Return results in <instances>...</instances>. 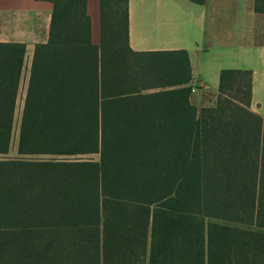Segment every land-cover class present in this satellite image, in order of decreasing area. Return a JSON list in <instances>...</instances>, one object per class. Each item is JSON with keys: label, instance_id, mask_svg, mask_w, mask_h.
<instances>
[{"label": "trees", "instance_id": "trees-1", "mask_svg": "<svg viewBox=\"0 0 264 264\" xmlns=\"http://www.w3.org/2000/svg\"><path fill=\"white\" fill-rule=\"evenodd\" d=\"M49 1L16 156L26 45L0 42V264H264L252 72L199 108L186 50L131 48L129 0H101L99 44L87 0Z\"/></svg>", "mask_w": 264, "mask_h": 264}, {"label": "crops", "instance_id": "crops-1", "mask_svg": "<svg viewBox=\"0 0 264 264\" xmlns=\"http://www.w3.org/2000/svg\"><path fill=\"white\" fill-rule=\"evenodd\" d=\"M255 4L256 0H129L130 46L135 51L186 50L196 87L191 100L199 108L214 101L223 69L250 70L251 109L264 119V12ZM87 12L92 41L99 44L101 0H87ZM52 14L49 0H0V42L26 45L19 83V96L24 98L36 45L49 40Z\"/></svg>", "mask_w": 264, "mask_h": 264}, {"label": "rangeland", "instance_id": "rangeland-1", "mask_svg": "<svg viewBox=\"0 0 264 264\" xmlns=\"http://www.w3.org/2000/svg\"><path fill=\"white\" fill-rule=\"evenodd\" d=\"M24 97L22 95L19 96L18 102H17V111H16V121H15V128L13 132V139H12V147H11V156L17 155V143H18V127L20 123V116L23 106V99ZM85 158H98L97 155H88L84 156Z\"/></svg>", "mask_w": 264, "mask_h": 264}, {"label": "built area", "instance_id": "built-area-1", "mask_svg": "<svg viewBox=\"0 0 264 264\" xmlns=\"http://www.w3.org/2000/svg\"><path fill=\"white\" fill-rule=\"evenodd\" d=\"M196 90V87L194 86L193 88H192V91H195Z\"/></svg>", "mask_w": 264, "mask_h": 264}]
</instances>
